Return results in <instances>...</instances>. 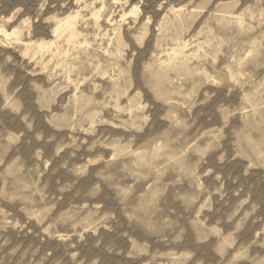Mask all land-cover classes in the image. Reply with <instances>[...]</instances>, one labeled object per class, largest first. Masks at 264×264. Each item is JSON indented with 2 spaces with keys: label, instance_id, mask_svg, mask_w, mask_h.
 I'll list each match as a JSON object with an SVG mask.
<instances>
[{
  "label": "rangeland",
  "instance_id": "374dc122",
  "mask_svg": "<svg viewBox=\"0 0 264 264\" xmlns=\"http://www.w3.org/2000/svg\"><path fill=\"white\" fill-rule=\"evenodd\" d=\"M0 264H264V0H0Z\"/></svg>",
  "mask_w": 264,
  "mask_h": 264
},
{
  "label": "bare ground",
  "instance_id": "6f19581e",
  "mask_svg": "<svg viewBox=\"0 0 264 264\" xmlns=\"http://www.w3.org/2000/svg\"><path fill=\"white\" fill-rule=\"evenodd\" d=\"M69 19V18H68ZM76 23V22H75ZM59 25H61L62 26V24H59ZM64 25V24H63ZM75 24H74V21L73 20H68L67 22H66V24H65V28H69V34H70V36H71V38H74L73 36H74V29H73V27L72 26H74ZM75 27V26H74ZM61 28V27H60ZM60 28H58V29H60ZM64 28V29H65ZM64 31V30H63ZM59 32V31H58ZM62 32V31H61ZM67 32H68V30H67ZM68 34V35H69ZM70 38V37H69ZM40 47H42V46H40Z\"/></svg>",
  "mask_w": 264,
  "mask_h": 264
}]
</instances>
